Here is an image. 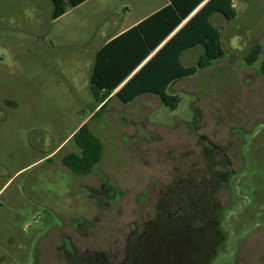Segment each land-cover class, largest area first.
<instances>
[{"label": "rangeland", "instance_id": "rangeland-1", "mask_svg": "<svg viewBox=\"0 0 264 264\" xmlns=\"http://www.w3.org/2000/svg\"><path fill=\"white\" fill-rule=\"evenodd\" d=\"M234 2L245 48L223 44L216 67L174 82L175 110L140 100L93 113L78 62L34 55L29 12L47 44L67 21L81 40L114 20L106 0L58 22L47 0H0V264H263L264 0ZM85 119L103 155L77 176L62 159L79 152Z\"/></svg>", "mask_w": 264, "mask_h": 264}, {"label": "trees", "instance_id": "trees-1", "mask_svg": "<svg viewBox=\"0 0 264 264\" xmlns=\"http://www.w3.org/2000/svg\"><path fill=\"white\" fill-rule=\"evenodd\" d=\"M52 4L51 20H57L69 10L87 0H49ZM170 4L136 27L124 32L102 47L90 78V94L96 105L105 107L110 94L194 11L203 1L169 0ZM221 14L227 21L236 17L232 0H209L122 86L115 97L129 104L140 96L154 95L160 103L175 110L179 97L168 95V86L181 79L194 76L199 70L222 59L220 33L210 23V16ZM201 46L203 54L195 65L184 67L181 54ZM261 46L255 44L245 58L247 65L256 62ZM264 75V61L261 65ZM71 139L78 153L63 157L62 164L77 176H87L103 155V144L87 123L82 124ZM264 264V261H263Z\"/></svg>", "mask_w": 264, "mask_h": 264}, {"label": "crops", "instance_id": "crops-1", "mask_svg": "<svg viewBox=\"0 0 264 264\" xmlns=\"http://www.w3.org/2000/svg\"><path fill=\"white\" fill-rule=\"evenodd\" d=\"M49 1V0H47ZM89 0L84 2L83 4L69 10L66 14H64L62 17L57 19L54 22L61 21L65 17H67L72 11L82 7L85 5ZM189 3H193L195 0H188ZM209 0H203L195 9L192 11V13L157 47L134 71L131 73L107 98L106 100V106H112V107H127L130 105L135 104L136 102L143 100V101H159V99L154 95H143L135 99L133 102L129 104H123L115 97V94L124 86L127 81L166 43L170 37H172L201 7H203ZM50 2V1H49ZM109 7L112 8V15L111 19L108 22H105L102 24V26L98 29L97 34L90 35L86 39H79L76 36H72L70 34V24L69 22H65L55 28V34L54 38L47 41V36L51 35L50 29H44L40 28V25L38 24L41 21V15L39 13L38 9H35L29 14L33 16L35 19L34 25V36L36 38V45L43 46L42 51L38 49V52H35L36 57L44 58L47 55H51L52 57L58 56V58L62 61H75L78 62L80 65V70L83 68L85 69V72L87 74V83L88 86H90V78L92 75V70L96 61L97 54L99 50L104 47L107 43H109L111 40L115 39L117 36L123 34L124 32L136 27L138 24L143 22L146 18L150 17L151 15L155 14L156 12L160 11L161 9L165 8L170 4L169 0H106ZM51 3V2H50ZM52 6V4H51ZM232 8L234 9L236 13V17L231 20L227 21L223 18L221 14L214 13L210 16V23L219 31L220 33V40L221 45L223 49V44L226 47V44H228V48L233 47V54L235 52H239V50L244 49V39L242 41V37L240 40H235V36H237V31L240 29L237 24V18L239 16V12L237 10L236 3L234 0H232ZM51 8L49 12V16L51 17L52 14ZM47 17V18H48ZM223 32V36H222ZM258 44V43H256ZM260 45V44H259ZM201 47V46H197ZM184 51L180 56V62L184 66V64H190L192 63V56L189 54L190 51H193L195 48ZM202 48V47H201ZM37 50V49H35ZM203 54V48L202 52L198 55V57L195 59V63L199 59V57ZM225 56V54H224ZM223 56V58H224ZM222 58V59H223ZM221 59L214 61L210 66L201 69L202 71H210L212 68L216 67V63L220 61ZM194 64V63H193ZM195 65V64H194ZM218 65V64H217ZM193 66V65H191ZM187 67V66H184ZM189 67V66H188ZM211 68V69H210ZM199 70V71H201ZM260 75L264 78V75L261 73L260 69ZM178 81V80H177ZM176 82V81H175ZM174 83V82H173ZM171 83L168 88L173 84ZM167 88V89H168ZM90 91V89H89ZM167 91V90H166ZM160 102V101H159ZM95 104V101H94ZM100 105H94L93 106V113L96 112L98 109H100ZM90 114V117L88 118V122L90 118L92 117V114ZM86 121L83 120L80 122V125L77 127V129L72 133L74 134L78 128L84 124ZM87 122V123H88ZM93 132V131H92ZM71 134V135H72ZM70 135V136H71Z\"/></svg>", "mask_w": 264, "mask_h": 264}, {"label": "flooded vegetation", "instance_id": "flooded-vegetation-1", "mask_svg": "<svg viewBox=\"0 0 264 264\" xmlns=\"http://www.w3.org/2000/svg\"><path fill=\"white\" fill-rule=\"evenodd\" d=\"M229 162V161H228ZM230 164V163H229Z\"/></svg>", "mask_w": 264, "mask_h": 264}]
</instances>
